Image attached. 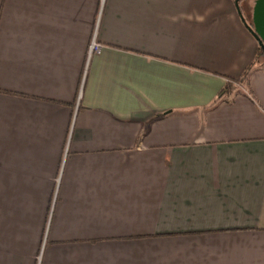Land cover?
Masks as SVG:
<instances>
[{"label": "crops", "instance_id": "0c3cea01", "mask_svg": "<svg viewBox=\"0 0 264 264\" xmlns=\"http://www.w3.org/2000/svg\"><path fill=\"white\" fill-rule=\"evenodd\" d=\"M235 2L0 0V264H264Z\"/></svg>", "mask_w": 264, "mask_h": 264}, {"label": "water", "instance_id": "95a60500", "mask_svg": "<svg viewBox=\"0 0 264 264\" xmlns=\"http://www.w3.org/2000/svg\"><path fill=\"white\" fill-rule=\"evenodd\" d=\"M242 19L246 22L249 30L258 40L262 54L264 55V0H255L252 8L251 23H248L243 15L240 7V2L243 0H235Z\"/></svg>", "mask_w": 264, "mask_h": 264}, {"label": "rangeland", "instance_id": "374dc122", "mask_svg": "<svg viewBox=\"0 0 264 264\" xmlns=\"http://www.w3.org/2000/svg\"><path fill=\"white\" fill-rule=\"evenodd\" d=\"M255 0H243L241 1V10L243 12V15L245 16L246 20L248 23H251V17H252V8H253V5H254V2ZM261 52V56L262 57V50L260 51ZM261 60V58H260Z\"/></svg>", "mask_w": 264, "mask_h": 264}, {"label": "built area", "instance_id": "2783aa9c", "mask_svg": "<svg viewBox=\"0 0 264 264\" xmlns=\"http://www.w3.org/2000/svg\"><path fill=\"white\" fill-rule=\"evenodd\" d=\"M100 48H101V43L96 41V39L94 38L90 44L89 55L91 56L93 53L98 52Z\"/></svg>", "mask_w": 264, "mask_h": 264}, {"label": "trees", "instance_id": "16d2710c", "mask_svg": "<svg viewBox=\"0 0 264 264\" xmlns=\"http://www.w3.org/2000/svg\"><path fill=\"white\" fill-rule=\"evenodd\" d=\"M261 48L259 49V56H261ZM263 55V54H262ZM250 69L251 68H249L246 72H245V74H244V76H243V80H247V78H248V76H249V74H250Z\"/></svg>", "mask_w": 264, "mask_h": 264}]
</instances>
